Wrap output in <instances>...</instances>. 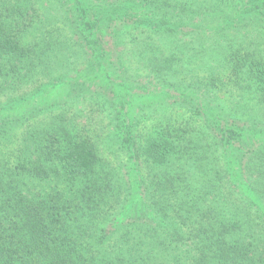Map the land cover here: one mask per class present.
<instances>
[{"label": "trees", "instance_id": "trees-1", "mask_svg": "<svg viewBox=\"0 0 264 264\" xmlns=\"http://www.w3.org/2000/svg\"><path fill=\"white\" fill-rule=\"evenodd\" d=\"M71 1L93 31L84 38L97 70L109 79L122 39L141 37L122 86L136 89L149 71L170 100L148 135L124 140L144 173L143 209L126 214L129 186L118 171L97 170L90 134L23 112L57 42L25 41L42 23L37 1L0 0V264H264V0ZM238 21L244 31L229 29L223 51L187 42L197 25ZM141 25L140 35L128 32ZM199 60L208 74L188 86Z\"/></svg>", "mask_w": 264, "mask_h": 264}, {"label": "rangeland", "instance_id": "rangeland-1", "mask_svg": "<svg viewBox=\"0 0 264 264\" xmlns=\"http://www.w3.org/2000/svg\"><path fill=\"white\" fill-rule=\"evenodd\" d=\"M35 1L39 4L42 23L36 26L37 30L31 28L26 33L25 41L29 44H42L43 42L50 44L54 38L57 43L56 46L53 45L50 54L47 55L48 57L42 58L43 61L48 60L49 62L47 71L42 69L43 75L32 80L38 82L36 86H41L39 89L42 91L31 94L29 99L22 103L23 112L29 114L34 110H40L41 115L37 116V112H34L35 115L30 118L44 122L62 121L66 127L75 130L76 135L80 133L82 135L90 134L93 139V147L100 158L97 170L111 171L114 169L115 173L118 171L116 173L117 178L122 179L121 182H125V185L129 186L126 191L128 194L127 201L124 205L126 214L138 216L143 209V193L140 189L139 177L140 174L143 175L144 173L143 171L139 173L140 163L134 166L130 158L132 154L124 149L126 148L124 140L128 136L137 138L142 132L148 135L164 115L165 109L171 105L170 100L160 94L161 88L157 84L156 77L149 71L143 72L142 77L136 79L139 87L144 85L146 88L137 87L126 90V87L122 86L120 80L124 76L123 73L133 71L134 61H138L135 54H138L139 50L136 51V49H141L144 46L139 41L141 37L137 36L134 40L125 37L122 39L124 46L121 48V52L124 58L117 61L118 69H120L117 72L119 73L114 72L109 79H106L107 74L104 70L100 68L98 71L96 64L89 60L93 54L94 44H87L84 37L92 40L94 34L93 31L81 26L79 7L75 5L73 7L71 0ZM243 24L242 21L229 26L225 23H219L217 27L208 26L204 29L197 25L192 28L195 33L187 37V42L193 41V45H190L197 50H201V47L204 46L208 52H212L216 48L223 51L224 47L227 46L224 34L230 29L239 32L241 37L244 31L241 28ZM144 26L141 25L136 30L132 26L128 28V32L134 33L135 36L140 35L144 29H147ZM235 37L237 36L230 35L229 38L236 40ZM57 38L59 41H56ZM135 41H139V43L134 46L133 42ZM42 45L40 49H42ZM157 45L162 44L158 42ZM166 54L164 52V55ZM197 63L199 65L195 69V74H187L188 86L191 84L200 86V82L204 81L206 74H208L205 71V68H208L207 63L205 66L201 60ZM214 63L216 66L218 65L216 62ZM193 77L194 80H192ZM58 79L60 80L57 81ZM189 89L192 87L187 88V90ZM99 92L101 93L100 96H98ZM223 96L225 95L220 94V98H225ZM237 100V98L232 100V103L235 104ZM224 101L229 102L228 99ZM250 101L247 102V104H251L249 108L257 109L254 100ZM211 104L213 106L212 102ZM257 114L260 120H264V109H259ZM185 117H188V114L181 117L180 120ZM252 118L254 119V113ZM86 130L87 132H84ZM243 138L246 139L247 137L243 136ZM138 139L140 138L138 137ZM258 140L264 146V136L258 135ZM263 146L261 145V147ZM262 150L264 151V148ZM230 152L232 154L231 150ZM243 177L244 175L239 173L237 180ZM34 182L32 180V183ZM117 222L114 224H121L123 220L119 219ZM114 242L115 240H111L109 245L112 246Z\"/></svg>", "mask_w": 264, "mask_h": 264}]
</instances>
